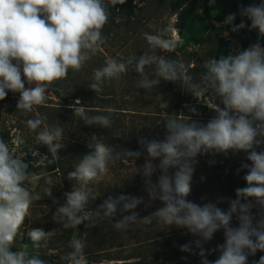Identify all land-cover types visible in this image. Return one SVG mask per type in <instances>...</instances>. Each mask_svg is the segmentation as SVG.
Listing matches in <instances>:
<instances>
[{
    "label": "clouds",
    "instance_id": "1",
    "mask_svg": "<svg viewBox=\"0 0 264 264\" xmlns=\"http://www.w3.org/2000/svg\"><path fill=\"white\" fill-rule=\"evenodd\" d=\"M125 0H0V101L8 92L18 93L16 108L25 114L36 106L45 104L47 89L67 78L69 70L80 71L98 52L106 41L103 28L109 20V5L115 7ZM215 0H210V4ZM240 15L251 21V28L264 36V0L240 8ZM236 13L228 14L224 25H232L238 32L245 23L234 24ZM151 49L175 51L184 40L176 36L172 26L161 28L157 34L144 33ZM155 64V76L149 79L146 68ZM199 79L188 73L186 65L161 55L158 58L144 53L139 58L117 60L109 58L105 66L94 69V82L89 88L101 90L105 80L119 79L129 70L143 77L138 87L151 90L161 80L177 83L194 98L207 95L213 103L207 105L215 113L208 122L193 120L199 115L195 106L189 111L191 117L184 120L179 114H168L163 127V139L139 137L141 150L120 149L115 151L97 135L87 143L89 151L82 155L67 178L78 183L65 192V202L56 208L53 221L63 228H75L84 224L95 227L102 220L115 219L116 230H127L131 225L153 222L165 226L186 229L197 239L180 246V251L198 254L201 264H249L248 257L257 251L264 252V46L251 44L246 49H232L227 55L210 57L202 63ZM218 101V103H216ZM77 99L69 105L74 115L89 126H112L114 107L104 109L109 115L89 116L84 107H78ZM188 107V106H187ZM46 118L37 116L28 119V127L35 131L37 143L46 145L53 158L64 147L61 140L63 129L59 125L49 126ZM23 139L18 141L23 144ZM244 152L246 160L237 173L246 169L243 180L246 186L235 190V199L218 197L215 202L197 204L187 199L192 192L193 175L197 157L223 154L225 156ZM142 166L135 165V174L142 175L147 202L143 197L119 194L109 195L97 207L90 208L89 201L97 199L91 184L100 183L108 172L110 163L130 158L135 161L145 155ZM159 161L154 163V161ZM212 163V161H210ZM29 163L14 154L9 144L0 138V264H47L29 251V244L19 243L13 250L18 231L33 201L41 199L38 193L29 191L25 183L35 179L28 171ZM159 171L155 183L153 174ZM203 179V178H202ZM50 182V181H49ZM51 197V190H47ZM206 199V197H202ZM155 201L162 206L146 216L135 211L141 204L145 209ZM227 202V209L219 204ZM53 203L57 201L53 199ZM259 209V218L253 214ZM129 213V214H125ZM233 218L238 222L233 226ZM223 230L224 242L215 248L205 249V243ZM52 231L32 228L27 236L32 248L46 246L43 242ZM85 241L73 235L69 241L71 251L62 260L66 264H88ZM198 250V252H197ZM211 252H219L209 260ZM186 259V257L184 258ZM252 264H264V255Z\"/></svg>",
    "mask_w": 264,
    "mask_h": 264
},
{
    "label": "trees",
    "instance_id": "2",
    "mask_svg": "<svg viewBox=\"0 0 264 264\" xmlns=\"http://www.w3.org/2000/svg\"><path fill=\"white\" fill-rule=\"evenodd\" d=\"M249 3L250 0H235L233 2L230 14L236 13L234 24L241 23L240 8L249 6ZM124 4L125 2L117 4L115 7L109 5V20L102 30L106 41L101 45L96 55L87 62L88 67L90 66V72L81 77V74H79L74 78L72 77L74 71L69 70L67 78L51 85L54 93L61 98L63 104L60 107L44 108L42 110L43 115L41 114L40 117L46 118L45 123L49 126L59 125L62 127L63 138L61 143L64 147L58 151L57 157L53 158L46 145L37 143L36 155L25 157L26 162L29 163L28 171L36 174L35 178L38 182L36 189L42 188L47 183H60L71 190L73 185L78 187V183L68 180L67 175L68 172L75 169L82 155L89 151L87 143L90 142L93 134L117 152L121 148L141 150L138 143L139 137L148 139L164 138L165 129L163 124L168 114L176 113L184 120H188L192 115L189 108L195 106L199 115H193L192 119L198 120L204 117L205 112L209 110L207 106H203L198 102V98H194L188 93L179 82L161 80L158 86L153 87L151 90H145L138 87L141 79L136 83V87H132L133 83L130 82L129 86L121 88L116 86L113 79H111L104 81L99 92H94L89 88V85L94 82V69L102 68L105 66V61L111 58L102 48L111 45L114 40L113 31L121 26L119 14ZM231 27L232 25H228L230 36L237 38L243 46L257 42L264 46V39H261L251 27L248 29L242 28L238 32H232ZM186 68L188 73L198 80L195 67L187 65ZM131 72L134 71L131 70ZM153 78L157 77L154 76ZM77 99L81 101V105L77 106L84 107L89 116L109 115L104 109L114 107L116 112L111 114L112 126L110 128H104L100 125L89 126L83 119L74 115L73 109L69 105L74 104ZM149 108L154 109L153 112H146ZM42 128L43 125L38 129L42 130ZM0 138L8 143V137L5 134H1ZM145 156L146 153L137 159L135 164L130 158H121L110 163L104 179L98 184L90 185L98 195L95 201H89V207L94 209L109 195L115 197L119 194L143 197L147 202L145 178L140 174H135V165L137 167L142 166L145 162ZM212 158L214 162L215 160L224 159L226 156L216 154ZM158 162V160L154 161V163ZM217 166L219 165L217 164ZM237 169V165H234L224 179L215 181L212 187L217 190V193L209 199L211 202H215L218 197L235 199V190L246 186V182L241 176H244L247 170L244 169L237 173ZM158 175L159 171L153 174V183L156 182ZM206 196L207 191L205 189L200 190L195 203L202 205L208 202ZM202 197H206V199H202ZM153 203H155V209L161 207L159 201ZM218 206L226 210L228 204L225 202ZM135 211L140 213L141 218L150 213L143 204L139 205ZM252 211L259 218V209L253 208ZM119 218L120 214L118 213L113 221L102 220L92 228H87L84 224L69 228L67 233L68 243L73 235H76L85 241L86 258L96 256L99 262L201 264V258L198 254L193 255L180 251L181 245L197 239V237L188 233L186 229H178L174 225L166 229L161 223L153 222L152 225H145L142 222H137L127 230H116L113 227V222ZM237 223L233 218V226H237ZM223 242V230H220L214 234L211 241L205 243L204 247L211 250ZM218 255L219 252H211L208 259L214 260ZM262 255H264V252L257 251L254 256H249V264H252V261H258ZM185 257L186 259H184ZM64 264H66L65 261Z\"/></svg>",
    "mask_w": 264,
    "mask_h": 264
},
{
    "label": "rangeland",
    "instance_id": "3",
    "mask_svg": "<svg viewBox=\"0 0 264 264\" xmlns=\"http://www.w3.org/2000/svg\"><path fill=\"white\" fill-rule=\"evenodd\" d=\"M234 1L215 0L214 3L210 4V0H125L119 14L121 26L113 31L114 40L111 45H107L102 50L117 60H127L130 57L138 59L144 53H148L154 58L163 55L168 59L185 64L186 67L187 65L195 67V73L199 79V74L203 71L202 63L204 60L210 57L218 58L220 54L227 55L232 49L243 50L251 45L243 46L237 38L230 36L228 25L223 24L226 16L231 12ZM261 2L262 0H250L249 5ZM241 21L245 23V29L251 27V21L247 17L241 16ZM169 25L176 29V36L184 40L183 45L173 52L159 49L154 51L143 34H157L161 28ZM253 30L261 39H264V36H260L258 29ZM87 64L80 71H74L72 77L76 78L79 74L81 77L85 73H89L90 66L88 67ZM146 73L147 77L152 79L155 76V64L146 68ZM142 78L138 73L130 70L119 79L113 78V81L120 88L129 86L130 82L133 83L132 87H136V83ZM46 96L45 104L36 106L34 111L27 114L16 108L19 99L18 93L8 92L6 98L0 101V135L5 134L8 137V144L14 154L21 156L24 160L25 157L36 155V136L41 131V129L31 130L27 125V120L43 115L42 110L46 107H60L63 104L51 86L47 89ZM198 102L203 106L213 103L207 95L198 98ZM208 109L204 117L198 119L201 123L206 124L215 115L211 107ZM153 110L149 108L146 112H153ZM20 139H23L24 143L18 145ZM212 156L197 157L199 163L196 165L193 175L192 192L187 198L193 202H196L198 192L202 189L207 191L206 197L209 202V199L217 193V190L212 187L215 181L224 179L234 165L240 168L242 162L250 163L246 160L244 152L236 154L229 152L226 158L214 162ZM25 186L30 192L38 193L41 199L33 201L29 208L25 220L19 228L13 250H17L16 245L19 243H27L30 246L29 251L45 260L47 264H64L62 257L70 250L67 238L69 228L65 229L61 224L55 223L53 214L56 208L65 202L64 193L71 189L65 188L60 183H47L42 188L36 189L38 186L36 178H29ZM47 190H51V197L47 196ZM53 199L57 201L56 204L53 203ZM154 204L152 203L147 211L150 213L155 211ZM160 206H162L161 202ZM162 226L166 229L170 228L165 225ZM32 228H42L46 232L52 231V235L43 242L46 246L31 247L27 233ZM87 260L88 264H120L124 262H99L96 256H90Z\"/></svg>",
    "mask_w": 264,
    "mask_h": 264
}]
</instances>
